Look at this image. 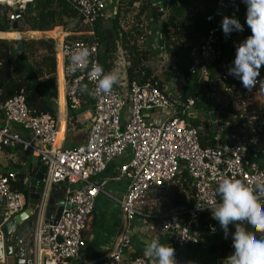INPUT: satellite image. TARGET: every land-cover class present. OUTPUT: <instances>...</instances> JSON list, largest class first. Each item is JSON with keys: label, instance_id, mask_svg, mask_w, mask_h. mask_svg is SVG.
Wrapping results in <instances>:
<instances>
[{"label": "built area", "instance_id": "2783aa9c", "mask_svg": "<svg viewBox=\"0 0 264 264\" xmlns=\"http://www.w3.org/2000/svg\"><path fill=\"white\" fill-rule=\"evenodd\" d=\"M35 1L0 0V8L8 10L7 23L11 26L16 20L15 12H24ZM66 1L93 35L98 18L104 17L102 0ZM218 7L219 2L215 12L206 17L208 27L197 49L198 62L188 70L190 79H197L201 84L209 81L213 68L218 66L221 69L215 74L218 93L235 99L237 114L232 115L231 122L221 120L220 114L215 112L213 126L217 131L211 147L201 146L198 131L185 118L197 116L194 112L190 113L194 99H188L186 106L182 107L186 79L176 70L175 57L166 53L159 70L162 72L168 66L182 78L176 93H166L150 82L130 83L126 73L128 63L124 67L125 76L124 71L119 70L120 63L126 60L121 52L114 62L115 71L120 73L118 85L113 86L108 94L95 95L99 77L90 80L88 72L93 64L101 65L98 45L84 41L62 43V73L69 108L78 110L87 91L93 103L92 123L87 137L83 144L72 149L57 147V120L50 114L30 111L24 90L1 104L0 150L20 148L23 153L40 159L46 167L38 208L34 214L33 264H72L80 258L86 244L85 231L100 196L113 201L122 213L121 235L108 256L107 264H154L145 256H128L137 233V220H140L139 236H148L150 240L156 239L182 249L194 248L203 243L201 231L209 239H215L220 234L209 219L203 224L201 222L203 214L206 217L211 215L210 210H197V206H206L207 201L216 196L215 189L220 179L231 177L240 180L254 192L264 190L263 142L260 143L258 135L251 137L246 130L237 134L224 127L235 126L239 118L244 128L263 132L264 84L258 82L248 90L238 79L227 74L235 56L228 61L222 60L220 44L230 43L234 32L225 36L221 30L222 18L217 16ZM242 10L246 12L245 4L240 0L235 14ZM159 11L164 12V9ZM83 47L90 51L89 64L73 71L69 66V55L72 50ZM159 50L164 52L165 48L160 47ZM257 80H264V66H261ZM232 83L234 87L230 86ZM154 111L159 116L155 119L150 118ZM148 119L157 123L148 124ZM12 125L19 126L33 137L24 138L14 133ZM126 156L129 160L120 167V174L128 184L126 192L120 197L114 196L107 191L105 182H98L95 178ZM181 173H186L191 180L190 194L195 198L194 207L186 210L185 216L180 213L156 216L143 213L140 206L144 204L142 200L145 196L151 191L162 190ZM10 178L14 180L15 177L0 171L1 244L4 242V226L24 212L28 197L11 189ZM59 186L64 187L65 205L58 223L53 224L46 218L48 204L52 191ZM259 202L264 204V199ZM0 264L7 262L2 258Z\"/></svg>", "mask_w": 264, "mask_h": 264}, {"label": "trees", "instance_id": "16d2710c", "mask_svg": "<svg viewBox=\"0 0 264 264\" xmlns=\"http://www.w3.org/2000/svg\"><path fill=\"white\" fill-rule=\"evenodd\" d=\"M197 0H171L168 4L167 10L160 12L158 7H154L151 0H120V7L116 14H114L109 21L104 17H99L94 26L93 35H83L78 38V41L88 43H95L99 47V61L103 70L107 73L113 71L114 62L117 58L119 44L122 43V48L126 54L128 62L127 78L130 83L137 82L144 84L150 82L151 84L162 89V84L154 76L151 69L146 67L153 56L148 47L139 46L138 39L145 36L149 29L158 27L159 23L166 19V52L175 57V68L180 72L182 77L186 79V87L183 92V104L186 106L188 99H194L193 112L197 116L185 117L188 124L198 131L201 146L208 148L214 145V134L216 133V126H213L215 119V112L220 114V119L226 122L232 121V115L237 114L235 110V99L225 94L218 93V79L215 74L219 73L221 69L215 66L212 70L209 81L198 84L197 79H190L188 74L189 67L194 65L193 52L195 48L199 47L203 36L207 31L206 17L208 14L215 12L218 6V0H211V5L204 2L206 12L203 14L195 13V5ZM207 1V0H206ZM208 2V1H207ZM138 4V8H134ZM196 8L203 9L201 2ZM7 13L8 10H5ZM135 13V25L131 30L124 31L121 24V14ZM5 15V14H4ZM6 17V16H5ZM78 18L76 12L66 0H39L35 11L32 15L24 18V25L18 29L17 32L38 31L49 32L55 27L63 26L64 19ZM147 23V26L144 24ZM201 31L202 35L198 38L195 34L187 36L185 34L186 28ZM87 28V27H86ZM171 28V30H168ZM88 29V28H87ZM4 28L0 23V32H4ZM84 32H88L85 30ZM189 34V33H188ZM4 35V39H9L7 33H0ZM17 39H22L20 33H16ZM199 35V34H198ZM251 35L250 29H245L243 32H234V38L230 43L220 44L222 50L221 59L224 61L230 60L236 54V46ZM28 38H39L42 34L27 33ZM48 36L56 41H59L61 33L56 31L54 33H47ZM2 38V37H0ZM222 39V38H220ZM22 52L15 50V42H6L0 40V104L7 102L14 95L24 90L26 93V103L30 111L38 113H47L55 118V110L53 108V100L56 98L55 81L52 76L56 73L55 63V46L53 41H22ZM40 51H45V54L40 55ZM41 57L40 61L39 58ZM35 64L29 65L30 61ZM21 65H28L33 71L32 80L27 79L20 71ZM116 87V85H114ZM234 87V83L230 84ZM49 93V97L44 94ZM88 94L89 91H87ZM198 93V94H197ZM208 110L211 115L204 120L203 115L198 111ZM72 111L73 117L77 116V112ZM191 113V112H190ZM205 115V114H204ZM201 116V117H200ZM224 125V124H222ZM233 133L240 134L243 130L247 131L251 137L259 136L260 143L264 144V130L263 132H252L244 128L243 121L237 118L235 126H224ZM256 161H259L258 159ZM22 168V167H21ZM20 168V169H21ZM11 179V178H10ZM26 175L22 169L14 180H10V187L17 193H23L28 196V188L25 184ZM191 180L186 173L179 174L175 180L168 183L165 188L158 191L149 192L143 201L142 211L150 215H169L171 213H180L185 216V211L193 208L195 205V198L190 194ZM159 200V203L150 207L147 205L149 200ZM209 219L220 231V234L215 239H209L205 236L204 231H201L203 243L197 247L206 250L216 264L218 260H227L232 253V239L231 235L227 239L224 237L223 230L220 229L217 221L213 220L211 215L206 217L203 214L201 217L202 224ZM140 221V220H139ZM234 226H229V232H234ZM258 238H264V234L256 233ZM188 247L183 250H191ZM109 255V254H108ZM108 255L105 252H95L87 256L89 262L97 261L105 258L106 262ZM143 257L141 253L133 256ZM105 261V260H104ZM95 262V263H97ZM195 264V263H193ZM211 264V263H204Z\"/></svg>", "mask_w": 264, "mask_h": 264}, {"label": "crops", "instance_id": "0c3cea01", "mask_svg": "<svg viewBox=\"0 0 264 264\" xmlns=\"http://www.w3.org/2000/svg\"><path fill=\"white\" fill-rule=\"evenodd\" d=\"M171 0H167L168 4ZM208 1V2H207ZM197 0V5H195V13L203 14L206 12V9L204 7V2H206L208 5H211V0ZM219 1V0H218ZM104 4V18L110 19L114 14L117 13L119 7H120V0H102ZM201 2V5L203 6V9L196 8L198 6V3ZM134 8H138L139 5L135 4ZM160 9H165L163 7H158ZM34 13V12H33ZM5 14V15H4ZM7 13L4 9L0 8V17L4 20V23H7ZM6 16V17H5ZM134 16L135 13L126 14L125 12L121 14V24L123 25V30L128 31L131 30L134 25ZM27 17V16H26ZM25 17V18H26ZM236 18H238V15H235ZM165 21H161L158 25V27L152 29H149V31L146 32V35L138 39V45L139 46H145L148 47L151 51L152 58L146 62V67L152 70L154 76L158 79V82L162 84V89L164 92L173 94L176 93V89L178 88V84L181 83L182 78L175 74L173 69L166 66V69L164 71L159 70V65L162 61L163 55L166 53V35L165 32L166 28V19ZM64 25L55 27L53 30L49 32H38V31H26V32H17V31H11V32H0V33H20V37L22 39H16L11 40L4 39V35H0V40L6 41V42H15V50L17 51V46L21 44L22 41H40V40H50L54 42L55 46V63H56V73L52 76L55 81V89H56V98L53 100V108L55 110V119L58 122V129L59 132L61 131V137L58 142V148L59 149H72L75 148L81 144L84 143L87 134L89 132L88 126L92 123V109H93V103L91 95L88 93L84 94V97L81 101V106L78 110H73L77 112V116L73 117L72 111L68 106V102L66 99V91L67 86L64 77L62 76V68H63V61L61 56V46L62 43L65 41H78V38H80L83 35H91L89 32H84L85 30L88 31L86 26L83 24V22L78 18H66L64 19ZM2 24V23H1ZM8 24V23H7ZM9 25V24H8ZM24 25V19L20 21L19 28H21ZM10 26V25H9ZM13 24L10 26L12 28ZM144 26H147V23L144 24ZM3 27V25H2ZM195 26L188 29L186 28L185 34L189 36L190 34H195L196 37H200L202 35L201 31L194 30ZM4 28V27H3ZM5 30V29H4ZM168 30H171V28H168ZM56 31H59L63 37L59 41H56L48 36H45L47 33H54ZM27 33H39L42 34L39 38H28ZM189 33V34H188ZM199 34V35H198ZM200 44V42L198 41ZM122 43L119 44L118 47V53L117 57L120 56V53H124L125 51L122 48ZM160 47H164L165 51L160 52ZM197 49L198 46L195 48L193 52V59L194 63L198 62V56H197ZM20 52V51H17ZM22 52V51H21ZM44 55L45 51H40V55ZM38 61H40L41 57ZM126 58V54H125ZM175 59V58H174ZM175 62V60H174ZM127 60L125 62H121L119 66L120 71H124L125 76V65ZM29 65L35 64L32 60ZM115 68V66H114ZM172 71V75L168 76L170 73L169 71ZM20 71L22 74L27 78L32 80L33 77V71L28 65H21ZM115 71V69H113ZM127 71V70H126ZM168 73V74H167ZM118 85V83L116 84ZM46 97H49V93L44 94ZM1 106V104H0ZM158 116H153L151 113V117L155 119ZM149 118V119H150ZM91 127V126H90ZM11 130L14 133L19 134L20 136L24 138H28L29 135L21 130L19 126L12 125ZM226 133L223 134L224 137H226ZM69 138L71 140L68 144H66L65 139ZM64 139V143L61 144L60 141ZM32 156L29 154H25L21 151L20 148L10 149V148H2L0 150V171L5 175H12L16 177L21 169L24 173V170L28 166V162H30V158ZM129 160L128 156L123 158L122 160H119L115 164L111 165L107 171L102 174L101 176H98L95 178L98 182H105L107 191L114 195V196H122L126 192L127 188V181L123 179V177L120 174V167L124 165ZM22 167V168H21ZM21 168V169H20ZM15 179V178H13ZM25 184L27 188L29 189L30 186V180L26 178ZM62 191L64 194V187L61 186ZM159 203V200H149L147 205H150V207H154ZM139 220L135 223V229H137V233L134 236V240L132 243L131 249L128 251V256L130 258H133V256L137 253H141L142 256L144 255V250L146 248V241L150 240L148 236H142L138 234V227H139ZM121 228H122V213L121 210L117 207V205L108 199L105 196H100L96 202V207L92 216V219L85 231V247L81 253L80 258L73 262L72 264H107L106 257L101 259L99 262L93 261L89 262L87 256L95 253V252H105L110 254V252L113 250V248L116 246V243L121 235ZM109 256V255H108ZM146 257V256H145ZM149 258V257H148ZM152 263H154L151 258H149ZM179 264H204L206 263L205 260L202 259H190L185 261L183 257H176ZM105 260V261H104ZM97 262V263H95Z\"/></svg>", "mask_w": 264, "mask_h": 264}, {"label": "clouds", "instance_id": "9594fccd", "mask_svg": "<svg viewBox=\"0 0 264 264\" xmlns=\"http://www.w3.org/2000/svg\"><path fill=\"white\" fill-rule=\"evenodd\" d=\"M246 5L245 23L251 35L236 46L235 58L228 68L227 74L238 79L245 89L251 90L258 82L261 66H264V0H242ZM222 31L225 36L233 32H243L244 25L235 16L222 19ZM90 51L87 47L74 49L69 55V66L73 71L89 64ZM96 81L95 95L108 94L119 82L117 71L104 72L99 64H93L88 72L90 80ZM216 196L207 201L206 206H197L198 211L205 208L211 212L227 239L231 235L232 253L227 264H264V238L256 233L264 234V190L252 188L240 180L224 177L219 180L215 189ZM235 228L229 232V226ZM215 231V229H213ZM144 255L151 258L154 264H179L175 256V248L156 239L146 241Z\"/></svg>", "mask_w": 264, "mask_h": 264}, {"label": "water", "instance_id": "95a60500", "mask_svg": "<svg viewBox=\"0 0 264 264\" xmlns=\"http://www.w3.org/2000/svg\"><path fill=\"white\" fill-rule=\"evenodd\" d=\"M239 1L240 0H219L217 16L223 19L225 16L238 15L239 21L244 25V28L249 29L245 23L246 12L242 10L238 14H235V7L238 6ZM38 2L39 0H36L34 3L29 4L24 12L16 11V20L12 28L7 23H4V20L0 17V23H2L5 31H18L20 21L26 16L33 14ZM151 2L154 7L168 8L167 0H151ZM221 25L222 22L220 23V26ZM17 51H22L21 44L17 46ZM193 111V109H190L191 113H193ZM90 126L91 124H89L88 128H90ZM29 137L32 138L33 135L30 134ZM24 173L26 178L30 180L26 209L4 226V242L3 244L0 243V259L4 258L7 264H33L31 260V248L35 228L34 214L38 208L46 175V167L42 165L40 159L32 157ZM58 191H62L61 186L54 188L52 191L46 217L47 220L53 224L58 223L65 205L64 194L63 192L57 193ZM216 264H227V260H218Z\"/></svg>", "mask_w": 264, "mask_h": 264}, {"label": "rangeland", "instance_id": "374dc122", "mask_svg": "<svg viewBox=\"0 0 264 264\" xmlns=\"http://www.w3.org/2000/svg\"><path fill=\"white\" fill-rule=\"evenodd\" d=\"M237 19H239V17L237 18ZM170 73L168 74V76H171L172 75V71L170 70L169 71ZM219 95H224V94H222V92L220 93L219 92ZM224 99H226V97H225V95H224ZM198 113L200 114V115H203V117H204V120L206 119V117H210L211 115H207V114H209V111L208 110H200V111H198ZM205 114V115H204ZM152 115L153 116H156L157 115V113L154 111V112H152ZM159 117V116H158ZM201 117V116H200ZM161 118H162V116H161ZM147 123L148 124H153V123H157V121H153V120H147ZM69 138L70 137H68V138H66L65 139V142H66V144H70L69 142L71 141V140H69ZM60 143L61 144H63L64 143V139H62L61 141H60ZM25 154H29V155H31L30 153H25ZM32 156V155H31ZM33 157V156H32ZM32 157L30 158V161H31V159H32ZM261 160H264V157H261ZM143 206V205H142ZM142 206H140V207H142ZM174 248H175V256L176 257H183V259L185 260V261H187V260H190V259H202V260H205L206 262H208V263H213L214 262V259L209 255V254H207L206 253V250H204L203 248H201V247H197V248H193V249H191V250H183L182 248H179V247H177V246H174V245H172Z\"/></svg>", "mask_w": 264, "mask_h": 264}, {"label": "bare ground", "instance_id": "6f19581e", "mask_svg": "<svg viewBox=\"0 0 264 264\" xmlns=\"http://www.w3.org/2000/svg\"><path fill=\"white\" fill-rule=\"evenodd\" d=\"M8 34V37L11 39V40H15L16 39V35L15 33H7ZM63 76V74H62ZM60 137H61V131L58 133V136H57V146H58V142L60 140Z\"/></svg>", "mask_w": 264, "mask_h": 264}]
</instances>
